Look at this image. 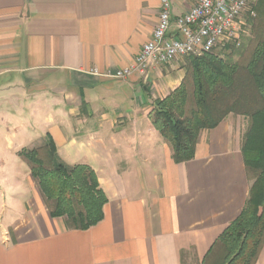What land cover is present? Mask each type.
<instances>
[{
  "label": "crops",
  "instance_id": "obj_1",
  "mask_svg": "<svg viewBox=\"0 0 264 264\" xmlns=\"http://www.w3.org/2000/svg\"><path fill=\"white\" fill-rule=\"evenodd\" d=\"M195 0H170L172 18ZM161 0H0V264H210L251 181L247 117L228 114L175 163L150 112L179 86L183 58L133 65ZM55 145L54 161L90 166L107 202L86 230L50 217L20 151ZM255 264H264V243Z\"/></svg>",
  "mask_w": 264,
  "mask_h": 264
},
{
  "label": "trees",
  "instance_id": "obj_2",
  "mask_svg": "<svg viewBox=\"0 0 264 264\" xmlns=\"http://www.w3.org/2000/svg\"><path fill=\"white\" fill-rule=\"evenodd\" d=\"M255 13L249 24L254 21L258 33L243 61H226L212 52L191 56L179 86L155 99L150 112L151 124L168 143L175 163L194 157L201 130L214 128L228 114L247 117L240 150L252 182L241 212L212 244L210 264H255L264 243V0H257ZM42 148L19 154L49 216L62 217L66 229L96 225L107 198L94 170L55 162L51 138Z\"/></svg>",
  "mask_w": 264,
  "mask_h": 264
},
{
  "label": "built area",
  "instance_id": "obj_3",
  "mask_svg": "<svg viewBox=\"0 0 264 264\" xmlns=\"http://www.w3.org/2000/svg\"><path fill=\"white\" fill-rule=\"evenodd\" d=\"M256 2L195 0L185 12L172 18L170 0H161L157 25L133 65L110 76L125 79L138 73L146 77L150 67L170 64L176 58L239 47L245 27L256 15Z\"/></svg>",
  "mask_w": 264,
  "mask_h": 264
},
{
  "label": "rangeland",
  "instance_id": "obj_4",
  "mask_svg": "<svg viewBox=\"0 0 264 264\" xmlns=\"http://www.w3.org/2000/svg\"><path fill=\"white\" fill-rule=\"evenodd\" d=\"M253 23L254 21L251 24H249V26L245 27L244 35H243V38H242V41L239 47L231 48L230 50L229 49H216L212 53L218 55L219 57L223 58L226 61H230V62L243 61L249 55L248 52L256 39V34L258 33V31H256V28L253 26ZM190 58L191 57H183L182 59V63L185 64L186 69H187ZM187 72L189 74V71ZM186 78H188V75ZM38 147L42 148L43 145H40ZM40 154L43 155L44 151H42Z\"/></svg>",
  "mask_w": 264,
  "mask_h": 264
}]
</instances>
